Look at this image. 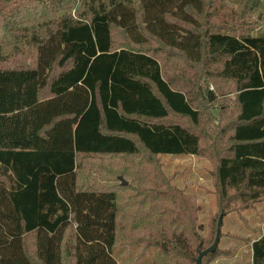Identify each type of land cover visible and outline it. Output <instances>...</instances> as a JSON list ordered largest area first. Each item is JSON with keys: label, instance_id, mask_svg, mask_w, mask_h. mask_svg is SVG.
<instances>
[{"label": "trees", "instance_id": "trees-1", "mask_svg": "<svg viewBox=\"0 0 264 264\" xmlns=\"http://www.w3.org/2000/svg\"><path fill=\"white\" fill-rule=\"evenodd\" d=\"M256 22L264 25V0H0V264H119L121 249L135 246L137 261L151 251L152 264H195L219 219L264 203V33H253ZM148 42L235 87L236 111L212 156L219 213L205 235L195 197L170 179L144 176L139 188L121 177L79 182L81 157L202 156L200 135L166 120L196 128L194 102L204 94L165 79L140 48ZM122 209L142 216L130 229L149 231L132 238ZM251 249L252 264H264V221ZM219 254L228 251L217 247L201 264Z\"/></svg>", "mask_w": 264, "mask_h": 264}, {"label": "rangeland", "instance_id": "rangeland-1", "mask_svg": "<svg viewBox=\"0 0 264 264\" xmlns=\"http://www.w3.org/2000/svg\"><path fill=\"white\" fill-rule=\"evenodd\" d=\"M205 2L208 4V0ZM206 10L213 11L209 6L206 7ZM212 24L213 27H216L222 23L221 21H212ZM255 24H258V27L253 29V33H264L263 23L256 22ZM255 24H253V28ZM117 41L118 44L121 43L122 45L127 42L121 35L118 36ZM140 48L158 60L163 77L172 85L177 84L178 88L187 89L192 94H196L198 90L204 94L203 98L196 97L197 100L194 102L200 113V122L196 128L187 120L173 115H170L166 120L181 123L199 134L202 156L162 154L151 158L139 152L133 157H81L79 182L86 184L89 180L88 175H90L94 178L96 186L108 183L115 185L121 183L119 180L121 177L129 188H139L144 183V176L155 179L162 177L167 181L170 179L171 184L195 197L199 206L200 234L205 235L211 225L215 227L213 223H210V216L213 218L219 213L212 156L215 149L224 147L217 139L222 138L225 141L228 130L223 125L230 120L232 113L236 111L235 87L231 81L220 80L217 76L205 75L203 71L208 65L201 66L200 63L188 62L181 54L168 50L160 44L148 42ZM5 55L8 57L7 60L13 57L12 51ZM31 57L23 55L21 61L32 65ZM46 95V92H42V96ZM153 165H156V169L152 168ZM129 193V191H122L123 196ZM119 214L124 230L132 238L149 231L150 228L147 227L144 230L130 229V222L134 216L142 218L140 213L134 209H122ZM263 221V202L253 203L247 209L237 212L229 211L226 213L221 220L217 247L221 252L228 251V254L225 256L219 254L203 264H252L249 251L250 243L259 238ZM138 252V246L121 249L118 256L119 264H152L153 254L151 251L140 261L136 260Z\"/></svg>", "mask_w": 264, "mask_h": 264}, {"label": "water", "instance_id": "water-1", "mask_svg": "<svg viewBox=\"0 0 264 264\" xmlns=\"http://www.w3.org/2000/svg\"><path fill=\"white\" fill-rule=\"evenodd\" d=\"M122 184H126L125 181H122ZM220 219L217 222V227H216V234H215V238L213 243L206 249L199 251L198 255L195 259V264H201V259L204 255H206L207 253L213 252L215 251V249L217 248L218 245V241H219V235H220V225H219Z\"/></svg>", "mask_w": 264, "mask_h": 264}, {"label": "crops", "instance_id": "crops-1", "mask_svg": "<svg viewBox=\"0 0 264 264\" xmlns=\"http://www.w3.org/2000/svg\"><path fill=\"white\" fill-rule=\"evenodd\" d=\"M258 239V238H257ZM256 240V239H255ZM255 240H253V241H251V243H250V249H249V251H250V259L252 258V249H251V244H252V242H254ZM252 260V259H251Z\"/></svg>", "mask_w": 264, "mask_h": 264}]
</instances>
